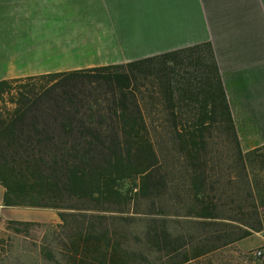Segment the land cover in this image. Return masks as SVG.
<instances>
[{
	"label": "trees",
	"instance_id": "obj_1",
	"mask_svg": "<svg viewBox=\"0 0 264 264\" xmlns=\"http://www.w3.org/2000/svg\"><path fill=\"white\" fill-rule=\"evenodd\" d=\"M154 73H157V82L151 86L157 88L160 103L170 115L171 134L190 169L196 172L192 185L196 199L203 207L199 213H194V217L215 219L209 213L215 209L214 198L210 204L202 199L207 181L200 172L206 163L204 132L208 127L218 126L231 138L245 171L244 163L249 155H244L240 149L210 43L126 65L1 81L0 185L6 190L3 206L65 211L76 210L65 205L66 199L121 204L129 200L138 187L139 194L148 189L146 196H152L150 174L159 166L160 158L150 131L151 124L141 106L144 99L140 100L136 91L138 81ZM35 80L45 81L48 88L41 93L21 92L18 99L10 101L12 108L1 106L3 102L6 104L5 96L10 95L14 87L26 90ZM26 82L29 83L22 85ZM104 103L112 106L107 112L112 114L109 119L117 126L108 137L95 127L103 124L95 117L98 111H106L102 108ZM44 107L51 115L52 130L43 126ZM81 109H85L86 119ZM186 115L189 116L186 118ZM184 121L186 125H182ZM97 154L102 155V163L97 160ZM246 177H250L247 171ZM127 182L131 187L125 190ZM158 184L152 185L155 187L152 189L158 188ZM244 186L246 197L250 199V182ZM59 216L65 221L64 214ZM82 227L71 244L72 254L79 259L74 264H169L163 261L162 255L176 258L188 245L181 244L182 238L170 233L165 221L152 219L148 222L145 244H138L139 249L124 247L101 227L99 231L93 224L87 229ZM216 249L197 247L191 255L182 256L181 264ZM175 258L171 264H178Z\"/></svg>",
	"mask_w": 264,
	"mask_h": 264
},
{
	"label": "crops",
	"instance_id": "obj_2",
	"mask_svg": "<svg viewBox=\"0 0 264 264\" xmlns=\"http://www.w3.org/2000/svg\"><path fill=\"white\" fill-rule=\"evenodd\" d=\"M202 43L212 45L242 153L264 158V0H0V82ZM248 181L252 197L238 199L245 219L223 222L246 234L239 244H264V184ZM5 192L0 185L1 216L14 208L3 206Z\"/></svg>",
	"mask_w": 264,
	"mask_h": 264
},
{
	"label": "rangeland",
	"instance_id": "obj_3",
	"mask_svg": "<svg viewBox=\"0 0 264 264\" xmlns=\"http://www.w3.org/2000/svg\"><path fill=\"white\" fill-rule=\"evenodd\" d=\"M156 74H148L146 79L139 80L136 91L138 98L144 99L141 106L144 116L151 124L150 131L157 143L160 158L159 166L150 174L149 192L152 196H146L148 189L139 194L138 187L131 193V198L121 204L66 199L65 205L76 210L7 209L5 216L0 215V264L78 263L79 259L72 254L71 244L76 240L75 235L83 230L82 226L87 229L90 224L95 225L98 231L99 227L109 231L113 240L124 247L139 249L138 244H145L144 235L148 222L152 219L165 221L170 233L181 237V244H188L180 250L176 258L162 255L165 263L171 264L172 258H175V263L181 264L183 255H191L194 249L203 247L217 249L183 264H264V259H256L253 256V253L264 244H239V239L246 234L240 232L236 226L228 227L230 225L223 222L228 217L236 220L245 219L239 217L238 199L245 196L246 171L256 186L261 188L264 184V158L247 156L244 163L247 167L245 171L233 140L218 126L208 127L209 129L204 132L203 149L206 163L203 170H200L207 180L203 187L205 196L202 199L204 203L210 204L214 198L215 209L211 210L212 212L209 210V213L213 214L215 219L194 217V213H199L203 207L196 199L192 185L196 172L190 169L182 149L174 141L170 115L160 103L161 96L157 88L151 86L153 82L155 84L157 82ZM28 86L26 90L14 87L15 90L5 96L6 104L3 102L1 106L12 108L10 101L18 99L19 93L31 91L41 93L48 85L45 81L35 80ZM96 95L105 97L99 93ZM109 106L112 107L104 103L102 108H106V111L100 113L98 111L95 117V120L103 122L102 125L97 124L95 127L100 129L105 137L111 136L117 128L109 119L112 115L107 112ZM46 108L43 109L45 113H42L41 119L44 121L43 126L52 130L51 115L46 113ZM84 111L85 109H81V114L86 119ZM182 125H186V121ZM97 160L102 163V155L97 154ZM157 182L158 188L152 189L155 188L152 185L155 186ZM137 184L140 185V180ZM129 187L130 182L125 183V190ZM60 214L65 215V221H62Z\"/></svg>",
	"mask_w": 264,
	"mask_h": 264
},
{
	"label": "built area",
	"instance_id": "obj_4",
	"mask_svg": "<svg viewBox=\"0 0 264 264\" xmlns=\"http://www.w3.org/2000/svg\"><path fill=\"white\" fill-rule=\"evenodd\" d=\"M253 256L256 258V259H264V246L257 249L254 253H253Z\"/></svg>",
	"mask_w": 264,
	"mask_h": 264
}]
</instances>
